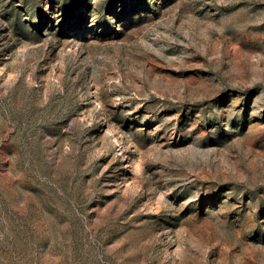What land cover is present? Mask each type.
<instances>
[{"label": "rangeland", "instance_id": "obj_1", "mask_svg": "<svg viewBox=\"0 0 264 264\" xmlns=\"http://www.w3.org/2000/svg\"><path fill=\"white\" fill-rule=\"evenodd\" d=\"M0 264H264V0H0Z\"/></svg>", "mask_w": 264, "mask_h": 264}]
</instances>
